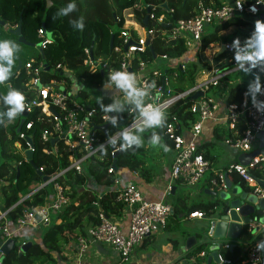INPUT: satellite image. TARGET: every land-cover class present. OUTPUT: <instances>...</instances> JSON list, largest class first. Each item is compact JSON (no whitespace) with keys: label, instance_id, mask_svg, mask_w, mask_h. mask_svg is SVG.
I'll use <instances>...</instances> for the list:
<instances>
[{"label":"built area","instance_id":"2783aa9c","mask_svg":"<svg viewBox=\"0 0 264 264\" xmlns=\"http://www.w3.org/2000/svg\"><path fill=\"white\" fill-rule=\"evenodd\" d=\"M241 2L243 0L225 1L221 2L218 6L209 7L199 1L196 13L191 18L176 20L175 22H171L165 14H172L173 10L167 8L164 13L161 12L160 15L156 16L152 7V10L148 14V22L151 21L167 27V29L160 32H157L155 29L146 28L143 24L133 20L124 19L123 26L118 35L119 41L117 44H113L111 50L113 56L111 65V58L90 57L89 49H84L86 58L83 61V71L86 69V72L92 73L100 70L103 75L105 74L104 77L107 83L110 72L117 70L127 71L136 75L138 87L154 85V87L149 89V96L145 98L146 105L152 104L157 106L164 114H167L171 106L177 101L189 102L187 110L195 116V119L183 124L173 117L166 123L163 129L165 137L171 143V150L173 152L169 175V182L171 184L178 183L182 186L194 187L204 177L205 173L209 172L210 161L203 157L199 151L198 143L204 125L208 121L214 125L222 122L229 129L233 130L238 121L244 120L245 128L241 134L237 137L226 139L224 143L232 149L249 155L258 151L259 139L257 135L261 133L264 137V111H257L250 97L246 96L245 93L242 94L240 104L228 105H226L225 101L221 104L222 99L220 100L219 97L215 98L206 95L207 91L212 87L220 86L224 77L237 67L234 61V50H231L229 43H224L223 46L224 51L232 53V58L229 59L231 67L212 69L209 77L181 91H176L170 86V82H176L178 79L177 71H172V74L166 75V71L163 73L161 70H153L145 76L142 75L146 61L141 56L146 50H149L147 44L149 43L151 46L152 40L156 36L163 37L167 42L183 39L185 45L190 47L193 43L199 45L202 36L212 29L213 25L225 23L234 17L258 19L259 14H263L264 16V4H257L256 0H244L242 7L237 8V3ZM253 5L257 8L255 13L250 10ZM37 36L41 39L40 49L43 51L52 42V39L46 38L42 28L37 30ZM211 46L214 47V44H211ZM157 57L165 61L169 60L166 55ZM168 63L167 65L169 66L170 64ZM180 68L182 69V67ZM23 69L29 75L26 87L34 93V98L25 101L27 118L17 136L19 139L24 140L30 135L27 131L31 129L32 121L28 120V117L37 110L38 114L49 118L52 125L51 131L41 133V139L44 142H50L54 139L53 144L50 143V147L43 150L44 153L61 156L59 144H62L63 150L68 155V166L49 176L47 182L43 183L41 181L38 183L37 187L29 191L24 197L20 195V200L17 204L40 188L48 187L49 185L52 188V194L47 196L42 205L25 208L13 222L9 219L8 215L13 207L5 208L3 206L1 187L6 184V181L0 178V204L2 205V208H0V264H4L3 259L5 255L1 250L4 243L9 239H14L15 252L19 253L20 244H16V238L24 227L36 228L39 225H44V223L49 222L51 214L59 213L69 205L70 198L64 193L57 179L67 170H73L76 174L81 175L84 162L98 154L100 151L98 146L101 144L104 147H110V149L112 147L111 153L114 154L119 150V145L115 148L109 145L107 143L108 137L114 136L119 141V133L121 131L126 128H133L134 124L141 122L138 110H135V107H126L119 117V119H126L125 124L101 141L94 129L95 106L89 103L91 97L78 102L76 97H74L73 90L65 86L63 82L62 86L61 82L57 80L51 79L44 82L42 74L45 67L42 63L35 64L34 59L27 60L23 65ZM54 69L64 74L66 67L57 64ZM260 75L262 93L258 94L257 99L264 100V72H260ZM159 79H161V83H158ZM198 92H202L203 96L195 100L188 99ZM121 97L126 99V101H121V103H127V97L125 95ZM111 117L108 114L102 115L99 125L109 122ZM24 149H28V146ZM24 160L27 161L25 156ZM259 163H264V158L261 155L251 158L247 166L234 162L224 168L214 170L209 179L208 189L216 193L227 191L225 176L226 174L228 176L234 174L251 195L257 199L264 198V185L260 184V182L264 184V176H256L252 172V170L257 168ZM12 164L18 163L13 162ZM41 170L39 169L40 172ZM107 172L114 176L112 191L115 194V202L120 204V208L124 209L129 215L128 228L126 231H123L109 215L99 210L96 215L97 222L89 226L84 235L76 238L77 261H81L88 247L94 243L108 245L119 254L122 260H127L147 237L165 229L170 218L171 205L164 201H149L145 199L139 188L133 184L122 185L118 177H116V171L112 166L108 167ZM170 190L171 186L169 185L168 191ZM236 211H239V208H236ZM206 216L208 215L203 211H194L188 214L186 219L201 220ZM243 228L253 237L251 241L241 244L244 246L242 248L244 251L243 263L264 264V251H257L256 249L257 244L264 240V226L260 225L258 217L254 216L250 222L243 225ZM256 228L257 232L252 234V231ZM230 244V241H224L219 244V248L217 249L218 262L213 264H231L220 253L221 249H230ZM208 251L209 249H204L191 257H186L189 261L188 264H207L204 259L208 255Z\"/></svg>","mask_w":264,"mask_h":264},{"label":"trees","instance_id":"16d2710c","mask_svg":"<svg viewBox=\"0 0 264 264\" xmlns=\"http://www.w3.org/2000/svg\"><path fill=\"white\" fill-rule=\"evenodd\" d=\"M199 1L209 7H215L221 3V0H75L77 6L76 11L70 13L68 16H58L59 9L65 7L70 0H0V19L6 22L9 29L15 28L19 20H21V35L27 42L34 45L41 41L37 36V30L43 26L45 31L50 33L52 42L43 50V55L38 52L34 58L30 59H34L35 64H46L51 69L57 64H61L73 71L74 78L80 84L76 98L81 97L85 99L91 97L89 96L88 89L95 90L96 88H100L103 82H105V74L103 75L100 70L92 73L86 72V69L83 71V61L86 58L84 49H89L92 42L94 43L93 57L103 59L111 58V65L113 56L109 50L110 36L111 34L114 35L113 44H117L119 41L118 35L123 26L124 19L133 20L142 24L148 6L153 7V12L158 16L161 12L164 13L166 9L163 5L166 4L168 9L173 10L172 14L168 15L165 13L171 22L187 20L196 13L197 3ZM80 17H83L84 20L83 31L76 30L71 24V21ZM143 26L149 29H155L157 32L167 29L165 25L156 24L151 21ZM231 27L251 29L254 27V23L243 17H234L225 23L216 25L212 30L210 29L211 32L209 30L202 36L199 44L201 52L208 49L211 44L216 43L220 35ZM115 28L119 30L114 31ZM4 33L12 36L0 35L4 39L17 40V37L9 33V31H4ZM151 47L153 53L146 50L141 56L147 64L153 63L154 55L156 57L166 55L169 59H175L180 58L187 51V46L183 39L167 42L160 36H156L152 40ZM26 61H21L22 65L17 73L15 67L13 68L12 74H15L10 82V87L21 91L25 96V101H29L34 98V93L26 87L29 81V75L23 69ZM203 63H205L203 60L198 59L196 62L188 64L185 70H183V67L182 69L179 67L176 68L179 78L181 80L188 78L192 81ZM206 67L208 69L209 65ZM226 67H231V64L228 62L220 68L226 69ZM253 71L256 73L257 69H253ZM172 73V68L166 70V75ZM62 76L59 74L52 76L49 74V71L47 72L44 69L42 80L47 82L53 78L61 79ZM228 77L230 76L226 75L224 79ZM158 83H161V79L158 80ZM174 89L176 91L182 90L178 87H174ZM6 92V87L0 83V95L6 94ZM244 92V86H232L225 98L226 105L240 104ZM93 102L95 106L94 126L100 124L102 115H117L118 117L122 115V113H105L102 110L100 102L104 105L113 102V99L109 97L101 96L94 99ZM121 104H123L124 108L134 107L129 103ZM188 106L189 102L187 101L186 103L183 101L174 103L168 113L165 114L166 123L173 117L183 124L194 120L195 116L187 110ZM5 110L6 106L0 101V113ZM28 120L32 121V127L27 132L28 134H33L34 150L32 160L37 170L42 169V175L49 177L56 171L65 169L68 166V155L63 150L62 144H59L61 156H55L53 154L47 155L43 151L45 148L50 147L51 144L49 141H42L41 133L52 130L51 120L42 114H38L37 110L32 115H29ZM18 123L19 115L13 121H8L6 118L0 119V156L3 157V162L0 164V178L6 181V184L1 187V194L3 197V206L5 208L13 207L8 214L12 222L19 217L22 210L31 206L42 205L47 196L51 194L50 190H47V187L40 188L17 204L20 200V195L24 191L32 184L41 182V176H39L28 161L24 160V154L20 151L27 146L24 140L19 139L15 133ZM244 128L245 122L244 120H240L235 125V134L233 132L232 134L228 132L224 133L215 129V138L216 140L225 141L228 138L237 137ZM163 129L164 127L147 129L141 134L143 139L142 147L135 150L129 149L121 151L116 157V170L128 169L139 177L146 178L145 176L148 171L145 167V161L138 157V153H142L144 148L150 144L149 139L153 131L161 136L163 144L171 148V143L165 137ZM115 130V127H109L107 130L108 135L113 134ZM95 131L101 141L104 140V134L100 130L95 129ZM119 142L117 145H119ZM15 143H19L20 146L17 147ZM104 148V152L100 150L97 155L90 157L86 161L81 175L76 174L73 170H67L57 179L64 193L70 198L69 205L59 213H53L50 216L48 225L44 227L40 241L32 242L31 246L23 255H19L14 251L5 256L3 259L4 264H57L52 254L56 253L61 258L65 245L69 241L75 240L78 236L84 235L86 227L97 222L96 215L99 210L104 211L110 216L111 213H115L120 208V204L114 200L115 194L113 191L97 197L91 190L83 189L87 178H92L97 185H103L108 188L112 187L114 176L113 174H109L107 169L113 162L114 154L111 153L110 147ZM199 151L205 159L210 158L208 153L200 150V147ZM13 162L18 164L14 165L12 164ZM252 172L256 176L263 177L264 163H259L257 168L252 170ZM229 179L232 182L243 185L234 174L229 175ZM216 205L217 201L213 198L207 202L201 201L190 205L178 199V203L172 206L173 213L170 215V218L176 220L180 213H184L187 216L194 211H203L207 215H210V212ZM55 220H59V223H55ZM195 236L198 237V235ZM252 239L253 237L244 230L232 250L221 249L220 253L231 264H245L243 263L244 251L242 250L241 244ZM204 248L202 244L198 243L185 254L184 258L191 257L204 250Z\"/></svg>","mask_w":264,"mask_h":264},{"label":"crops","instance_id":"0c3cea01","mask_svg":"<svg viewBox=\"0 0 264 264\" xmlns=\"http://www.w3.org/2000/svg\"><path fill=\"white\" fill-rule=\"evenodd\" d=\"M225 1L232 2L233 0H221V2ZM5 29L9 30V26L6 25ZM211 30L209 32H211ZM231 30L232 27L225 30L223 33L229 34ZM212 46L210 45L209 48L205 50L212 51V53L208 55L209 57H211L214 53L217 54L219 51V47L216 43H214V47ZM205 51L201 52L199 45L193 43V45L187 47V51L183 56H181L180 58H175V62H173V65L171 64V62H169L168 64L170 65L167 68L171 67L172 71H176V68L183 67V70H185V67L188 64L196 62L197 60L195 58L197 56H201V54H205ZM205 59L207 61V64L209 65V68L207 70L204 69V63L202 66H200V69L205 70V72H202V76L204 78L210 76V71L212 69H218L219 67H221L213 66L212 64H210L211 61L207 60V58ZM237 72H239V69L236 67L234 68V70L227 74L230 77L225 78V81H222L220 86H218L217 97H219L220 100L222 99L221 104L224 103L225 98L229 93V89L234 85L244 86V93L247 92L248 78L246 79V82L245 80L239 77L232 78L233 75H231V73L234 74ZM197 80L193 83V85L200 83V81ZM249 80L250 83L252 79ZM172 82L176 84H180L182 82V80L179 78V74L177 81ZM115 100H118L119 102L122 101L119 98ZM215 129L217 131L220 130L224 133H236L235 129H229L227 125L222 122H219L216 125L209 121L205 123L202 134L199 137L198 143L200 150L209 154L210 158L208 160L210 161V170L208 172L209 174H207V177H203L200 182L196 186H194V188L190 189L189 192H181L177 197L187 205L196 203V200H200L202 202H207L208 200H210L211 197H206L203 193L204 190L207 189L209 186V179L212 175V172L216 169L224 168L230 163L238 162V156L241 152L228 147L227 145H225L224 141L216 140L214 133ZM15 144L17 147L20 146L19 143ZM168 148L169 150L167 152H164L161 148H155V150H153L152 148H144V151L142 152L144 155L143 159L145 161V167L148 171L147 175L145 176L146 178L139 177L137 174L129 171L128 169L116 170V177H118L122 185L130 183L139 188L145 199L149 201H164L165 203H168L169 205L173 206L171 199L176 197L180 184H171L169 182L170 166L173 160V152L170 147ZM232 183L234 185L240 184L237 182ZM169 185L171 186L170 191H174L173 195H171L170 191H168ZM240 186L243 190H246V187L244 185L240 184ZM83 187V189L86 188L94 192L97 197H100L102 196V194L112 191L113 189V187L108 188L103 185H97L92 178H87L86 183ZM50 193L52 194V188L50 189ZM179 216L181 217V219L187 218L184 213H180ZM110 217L119 225V227L123 231L127 230L129 225V215L125 212L124 209H117L115 213L110 214ZM186 220L194 221L199 219ZM55 223H59V220H55ZM88 227H86V229ZM164 231H170V222L167 223L166 229H162L154 233L153 235L147 237L146 240L142 243V245L137 247L127 260H122L119 254L108 245L94 243L88 247L81 261H77L76 239L73 241H69L65 245V247L63 248V256L61 258H59L56 253H53L52 256L54 257V259H56L57 264H188L189 261L184 258L187 252L183 250L184 243L182 241V237H180V240L177 237H168L167 242H162L160 237L161 233ZM187 236L189 235H183L185 239ZM241 246L242 248H244L243 245Z\"/></svg>","mask_w":264,"mask_h":264},{"label":"clouds","instance_id":"9594fccd","mask_svg":"<svg viewBox=\"0 0 264 264\" xmlns=\"http://www.w3.org/2000/svg\"><path fill=\"white\" fill-rule=\"evenodd\" d=\"M243 2L237 3L236 7L241 8ZM256 3L264 4V0H256ZM76 8L75 0H70L65 7L59 9L57 15L68 16L76 11ZM250 10L255 13L257 8L253 5ZM71 24L78 31H83L84 29L83 17L71 21ZM230 48L234 50V61L239 71L244 74L252 73L254 77L249 83L245 95L250 97L257 111H264V100L257 99L258 94L262 93L260 72H264V21L256 20L250 37L246 38L243 44L239 38L234 39ZM19 51V45L15 41L0 39V83L9 81ZM253 69H258L259 71L253 73ZM113 86L115 89L122 91L127 97V103L138 110L141 121L139 124L133 125L134 130L133 128H126L119 133V150L138 149L143 145L142 133L147 129L163 128L166 124L165 114L159 107L145 104V98L149 96V89L154 87V85L138 87L137 77L134 73L117 70L109 73L108 83L105 85L106 89H111ZM0 101L6 106V110L0 113V119L6 118L8 121H13L25 111V96L15 88L9 87L6 94L0 95ZM100 103L105 113H122L125 110L123 104L118 100H113L112 103L107 105ZM118 119L117 115H113L109 119L112 127L118 126ZM107 143L115 148L118 141L116 137L109 136ZM149 143L153 147L162 148L164 152L169 150L168 146L162 143L161 136L155 131L152 132ZM98 147L101 152L105 151L103 144ZM256 249L257 251H264V240L257 244Z\"/></svg>","mask_w":264,"mask_h":264},{"label":"water","instance_id":"95a60500","mask_svg":"<svg viewBox=\"0 0 264 264\" xmlns=\"http://www.w3.org/2000/svg\"><path fill=\"white\" fill-rule=\"evenodd\" d=\"M163 6L167 10V5L164 4ZM151 10H152L151 6H148L146 8V15L144 19L142 20L143 25H146L148 23V14L150 13ZM258 19L261 21H264L263 14H259ZM6 25H7L6 22L0 19V26L6 27ZM42 29L44 31L46 38L51 40L52 37L50 33L46 32L43 26H42ZM8 31L9 33L17 37L16 42L21 43L23 45H27V46H36L38 48L39 53L43 55V51L40 49V43L35 44V45L32 43H29L21 35V20H19V23L15 28H10ZM113 40H114V35L111 34L110 40H109V50L110 51L112 50V47H113ZM93 47H94V43L92 42L91 46L89 47L90 57H93L92 56ZM147 47L149 51L153 53L152 47L149 45V43L147 44ZM223 51H224V46L221 45L216 55H219ZM155 58L156 57L154 55L153 59ZM43 65L47 72L50 71L49 66H47L46 64H43ZM20 68H21V61L18 60L16 73L20 70ZM14 74L11 75V77L9 78V81L2 83L3 86H5L7 90L10 87V82L12 78L14 77ZM59 75L62 76L63 72L60 71ZM202 96H203V93L198 92L190 96L188 99L195 100ZM135 110L137 109L135 108ZM26 118H27V114L25 111L19 115V123L15 130V133L17 135L19 131L21 130V127L25 123ZM125 122H126L125 118L119 119L117 127L123 126ZM111 126L112 125L109 122H107L102 125L95 126L94 129L100 130L104 134L105 138H107L108 137L107 130ZM257 137L259 139V150L253 152L251 155L246 154V153H240L238 156V163H240L241 165L247 166L250 163L251 158L258 157L259 155H261L264 158V137L261 133H259ZM24 142L28 146V149L22 148V152L24 153L26 160L30 163V165L34 168V170L39 174V176H41V181L43 183L47 182L49 180V177L43 176L42 173L39 170H37L32 160V155H33V150H34L33 135L32 134L28 135L24 139ZM53 142H54V139L50 141L51 144H53ZM111 150H112V147H111ZM120 152L121 150L116 151L113 156L114 159H113L111 166L115 171H116V165H115L116 157ZM225 182H226L227 191L216 193L209 189L204 190V194L206 196L211 197L217 201V205L215 206L214 210L211 211L210 215L204 218L205 220H209V234H208L209 240L208 242L206 241L205 244L210 247L208 251L209 253L204 259L207 264H213V263L218 262L217 249L219 248L220 243L224 241H230L231 242L230 250H232L236 246L238 239L241 236V233L244 231L243 225L247 222H250L254 216H257L259 224L264 226V198L257 199L255 196L251 195L247 190H243L240 184L234 185L230 181L229 176L227 174L225 176ZM260 184L262 186L264 185L261 182ZM170 194L173 195L174 191L173 190L170 191ZM218 207H220L219 210H218ZM236 208H239V211H236ZM216 210L218 211L214 214ZM172 211L173 209H171V214L173 213ZM47 225H48V222L44 223V226H47ZM255 232H257V228L252 231V234H254ZM197 239L198 237L195 235L187 236L185 239L183 250L185 252H189L194 246L198 244ZM31 244H32L31 241H25L21 243L19 245L20 252L18 254L19 255L25 254L28 248L31 246ZM1 250L5 256L9 255L10 253H13L15 251L14 239H9L6 243H4L3 246L1 247Z\"/></svg>","mask_w":264,"mask_h":264},{"label":"rangeland","instance_id":"374dc122","mask_svg":"<svg viewBox=\"0 0 264 264\" xmlns=\"http://www.w3.org/2000/svg\"><path fill=\"white\" fill-rule=\"evenodd\" d=\"M230 1V0H228ZM246 19H249L251 22H253L255 24L256 19L251 18V17H245ZM244 18V19H245ZM215 25L212 26V28H214ZM119 30L118 28H115L114 31ZM254 30V27L249 29V28H236L233 27L231 32L229 34H221L219 39L216 41V44L218 47H221V45H223L224 43H229L230 45L232 44V41L236 38H239L240 41L249 38L252 31ZM4 31H8V29L6 30L5 27H1L0 26V35L2 36H6L9 37V34H5ZM2 36H0V39H4ZM12 37V36H10ZM245 41V40H244ZM242 41V44L243 42ZM16 42V40H15ZM19 45L20 51L17 54L18 59H16L15 62V69L17 68L18 65V60L20 61H25L28 60L30 58H34L35 54H37L38 48L36 46H27V45H23L21 43L16 42ZM205 54H201V56H197L195 59H203L204 62L207 63L206 59L211 61L210 64H212L213 66H222L224 64H226L227 62H229V59L232 58V53L231 52H227V51H223L222 53H220L219 55H216V53H214L211 57H209L208 55H210L212 53V51H205ZM201 59V60H202ZM169 62V60H162L159 57H157L153 63H149V64H145V69H144V73H142V75H147L150 71L153 70H161L163 73L166 71L168 65L167 63ZM171 64L173 65V62H175V59L170 61ZM204 63V69L207 70V65ZM220 68V67H219ZM200 69L197 73V75L195 74V76L193 77L192 81L190 79H183L182 82L180 84H176L174 82H170V86L172 88L174 87H179L180 89H185L191 85H193V83L198 79V81H201L204 79V77L202 76V72H205V70ZM73 71L69 70L68 68H66L63 76L61 79H57V78H53L52 80H57L59 82H61V86H62V82L64 83L65 86H68L69 88H71L74 92V97L77 96V91L80 88V84L78 83V81L74 78V74L72 73ZM253 73H255L253 71ZM49 74L54 76V74H59V72H57L54 67L52 69H50ZM231 75H233L232 78L235 77H239L242 78L243 80H245L248 78L247 80V84L249 85V79H253V74L249 73V74H244L243 72H237V73H231ZM206 78V77H205ZM222 81H225V79H223ZM1 85H3L1 83ZM105 85H107L106 79L105 82H103V85L100 88H96L95 90L92 89H88V93L89 96H91V100L89 101V103L93 104L94 99H97L101 96L103 97H110L111 99H117L119 98L120 100H122L123 102L126 101L125 98H122V95H125L122 91H119L117 89H115V87H112L111 89H106ZM217 90L218 87H212L209 91H207L206 95L207 96H213L215 98H217ZM122 92V93H121ZM78 100V102H82L84 99H82L81 97H77L76 98ZM124 112V111H123ZM116 129H119L120 127H115ZM143 140V139H142ZM151 146V147H150ZM145 148H152L153 150H155V148H160V147H153L151 144H149L147 147ZM162 149V148H161ZM22 151V150H20ZM143 152V151H142ZM145 153V152H144ZM138 157L139 158H144L143 153H138ZM149 157V156H148ZM3 162V157L0 156V164ZM83 165H86V162H84ZM207 174H209L208 172L205 173L204 178L207 177ZM37 183L32 184V186H30L26 191L23 192L22 197H24L29 191L35 189L37 186ZM194 187H190V186H182L180 185V187L178 188V193L176 195V197L171 199V202L173 205H176L178 203V196L181 192H189L190 189H192ZM51 186L49 185L47 187V190H50ZM204 194V193H203ZM205 195V194H204ZM206 196V195H205ZM173 197V196H172ZM208 197V196H206ZM199 198V197H197ZM200 200H196V203H198ZM201 202V201H200ZM0 208H2V205L0 204ZM220 209V207H218V210ZM216 210L214 212V214L218 211ZM53 214H51L52 216ZM212 216V215H211ZM215 216V215H214ZM213 216V217H214ZM53 219V217H52ZM177 220V221H176ZM174 220L173 218H170L168 220V222H170V231H164L161 233V241L162 242H167L168 237H174V238H178L180 240V237H182V241L183 243H185V238L183 237V235H198V239L197 242L199 244H202L203 247H205V250L209 249V246H207L205 244V242L209 240V220H205V219H201V220H194V221H187L185 219H181L180 216H177V219ZM53 221V220H52ZM44 227L43 225H39L36 228H32V227H24L18 234L17 238H16V244H21L22 242L25 241H31V242H38L40 240V237L42 235V233L44 232Z\"/></svg>","mask_w":264,"mask_h":264}]
</instances>
